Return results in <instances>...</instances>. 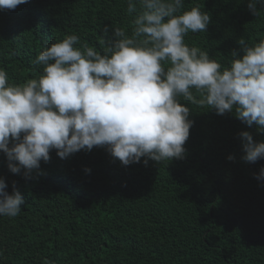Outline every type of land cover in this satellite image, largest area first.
I'll use <instances>...</instances> for the list:
<instances>
[{
    "label": "trees",
    "instance_id": "1",
    "mask_svg": "<svg viewBox=\"0 0 264 264\" xmlns=\"http://www.w3.org/2000/svg\"><path fill=\"white\" fill-rule=\"evenodd\" d=\"M247 3L185 0L211 16L186 43L227 65L240 36L264 38V8L255 16ZM126 9V0H29L0 10V68L12 83L34 78L39 52L72 33L102 52L114 38L106 25L130 32ZM189 107L185 158L168 163L142 157L124 166L105 147L62 159L53 149L43 174L26 178L0 151L6 190L15 182L25 200L18 216H0V264H264V181L256 179L264 159H241L239 136L248 131L259 142L264 133L233 113Z\"/></svg>",
    "mask_w": 264,
    "mask_h": 264
},
{
    "label": "clouds",
    "instance_id": "2",
    "mask_svg": "<svg viewBox=\"0 0 264 264\" xmlns=\"http://www.w3.org/2000/svg\"><path fill=\"white\" fill-rule=\"evenodd\" d=\"M28 2L0 0V10ZM126 3L131 30L106 25L104 32L114 38L105 40L102 52L72 33L39 52L34 63L42 72L34 78L12 83L0 68V151L12 173L43 174L41 161L47 163L53 149L63 159L105 147L124 166L142 157L145 164L183 159L193 125L189 105L233 113L264 133V38L249 44L240 36L239 48L222 65L185 41L190 32H206L211 22L199 5ZM247 7L256 16L264 0H248ZM239 136L241 159H264V141H254L248 131ZM256 179L264 181V167ZM6 189L0 177V216L14 218L25 200L15 182L11 194Z\"/></svg>",
    "mask_w": 264,
    "mask_h": 264
}]
</instances>
